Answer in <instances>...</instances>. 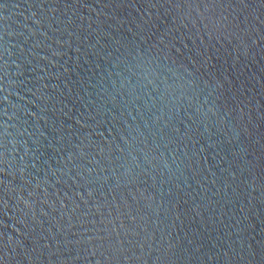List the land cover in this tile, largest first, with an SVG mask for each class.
<instances>
[{
    "label": "water",
    "instance_id": "water-1",
    "mask_svg": "<svg viewBox=\"0 0 264 264\" xmlns=\"http://www.w3.org/2000/svg\"><path fill=\"white\" fill-rule=\"evenodd\" d=\"M0 264H264V0H0Z\"/></svg>",
    "mask_w": 264,
    "mask_h": 264
}]
</instances>
